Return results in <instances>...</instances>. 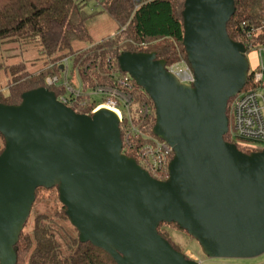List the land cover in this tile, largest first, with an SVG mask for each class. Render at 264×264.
<instances>
[{"label": "water", "instance_id": "95a60500", "mask_svg": "<svg viewBox=\"0 0 264 264\" xmlns=\"http://www.w3.org/2000/svg\"><path fill=\"white\" fill-rule=\"evenodd\" d=\"M233 0H184L182 47L190 86L154 52H122L120 71L153 104L152 134L173 152L165 181L122 153L117 115L75 113L45 87L0 103V264L15 246L38 188H56L78 241L115 264H198L157 232L174 223L209 259L264 253V150L245 154L224 140L228 101L246 85L243 44L226 26Z\"/></svg>", "mask_w": 264, "mask_h": 264}, {"label": "trees", "instance_id": "16d2710c", "mask_svg": "<svg viewBox=\"0 0 264 264\" xmlns=\"http://www.w3.org/2000/svg\"><path fill=\"white\" fill-rule=\"evenodd\" d=\"M233 1L235 10L227 23L226 31L232 41L244 45L247 54L264 46V0ZM87 2L98 6L100 13H105L111 18L118 26V30L112 37L92 43L87 48L75 50L72 44L87 40L86 23L96 16L92 13H83L82 9ZM183 3L184 0H152L133 11L132 0H0V45L5 44L7 48L21 43L26 47L33 43V39H38L42 52L48 58L47 66L35 72L27 70L23 63L10 66L0 63V72L11 77L6 84V93L3 94L0 90V103L8 106L18 105L23 93L46 86L45 77L55 75L60 78L61 72L56 64L64 58H68L71 66L69 80L76 81L78 77L83 92L93 90L97 86H118L111 75L114 73L117 77L126 76L120 71L117 63V58L122 52H154L158 60H164L167 64L186 61L182 47ZM247 35L250 38H247ZM131 41L151 45L145 50H139L130 44ZM251 76L252 74L248 72L247 82L242 91L253 86ZM130 81L132 86L130 94L135 106L138 107L132 124L136 126L139 122L136 115L141 103L147 104L151 109V115L143 130L153 137L152 129L155 123L153 104L144 91L137 87L133 80ZM48 90L56 97L64 93L62 88ZM80 100H87L89 108L73 109L78 114L91 115L90 110L100 104V100L86 97L84 94ZM231 101L232 99L228 101L226 108L229 128L232 122L229 112ZM127 127L129 124L124 118L119 123L122 153L134 159L147 171L140 161L144 140L140 137L126 140ZM224 140L236 145L242 153L257 152L237 144L230 138L229 133L224 136ZM3 147L4 140L0 135V153ZM172 157L173 155L171 159ZM150 175L153 176L151 173ZM166 179L167 174L160 178L162 181ZM170 225L186 234L174 223H161L157 232L174 250L180 252L178 245L170 238L171 232L168 238L162 230L163 226ZM14 249L17 256L16 264H115L104 251L89 243L82 244L78 241V233L69 223L66 209L58 200L56 188L36 190L30 215Z\"/></svg>", "mask_w": 264, "mask_h": 264}, {"label": "built area", "instance_id": "2783aa9c", "mask_svg": "<svg viewBox=\"0 0 264 264\" xmlns=\"http://www.w3.org/2000/svg\"><path fill=\"white\" fill-rule=\"evenodd\" d=\"M149 1L152 0H132L133 11ZM124 29L123 27L122 30ZM246 37L250 38L249 35ZM130 44L139 50H145L148 46L146 42L131 41ZM254 53H257L259 62L251 71H248L252 74L251 85L253 86L245 91H241L232 99L229 107L232 122L228 133L230 138L240 144V146L260 152L264 148L263 150H259L254 149L252 146L243 145V143L264 145V46L255 50ZM69 65L68 58H64L58 62L56 66L60 69L61 77L59 78L55 75L45 77V88H62L64 93L60 94L56 99L72 110L82 109L80 98L83 94L86 97H94L100 100V104L95 105L90 110V114H93L101 107L116 110L118 112L119 123L126 118L129 124V127L126 129V140H129L131 137H140L141 140H144L140 152V161L147 169L145 171L149 175L151 173L153 176H150L154 179L160 180L164 174H167L173 152L165 142L144 133L143 128L146 126L149 115H151V109L147 104L141 103V107L138 109L136 115V119L139 122L136 126L132 124V119L138 107L135 106L130 94L132 91L130 78L127 75L117 77L113 73L111 76L117 81L118 86H97L93 90L83 92L78 77L74 82L69 80ZM165 69L175 76L180 83L187 86L193 83V73L186 61L167 64Z\"/></svg>", "mask_w": 264, "mask_h": 264}, {"label": "rangeland", "instance_id": "374dc122", "mask_svg": "<svg viewBox=\"0 0 264 264\" xmlns=\"http://www.w3.org/2000/svg\"><path fill=\"white\" fill-rule=\"evenodd\" d=\"M82 11L85 14H96V16L88 20L86 23L87 40L74 42L72 44V47L75 50L87 48L92 45V43H97L106 37L114 36L117 32L118 26L116 23L105 13H100V8L94 5V3L87 2ZM32 42L33 43H30L26 47L21 45V43L7 48L5 47L7 45L1 44L0 63L3 65L6 64L7 66L23 63L25 68L30 72L44 69L48 64V58L45 53L42 52L38 39H33ZM150 45L151 44L148 43L147 48ZM246 58L249 64V70L251 71L259 62L257 53H254V51L247 52ZM10 79V76L4 75L2 71L0 72V90H2L3 94L6 93V84ZM80 102L82 103V110L83 108L86 109L89 107L87 100ZM144 133L147 134L146 131H144ZM243 145L252 146L254 149L259 150H263L264 148V145L247 143H243ZM162 230L166 233L168 238L169 233L171 232L170 238L178 245L180 252H183V255L188 258L190 257V260H195L198 264H264V253L252 259H209L204 255L195 240L188 237L185 233L180 232L175 226H163Z\"/></svg>", "mask_w": 264, "mask_h": 264}, {"label": "bare ground", "instance_id": "6f19581e", "mask_svg": "<svg viewBox=\"0 0 264 264\" xmlns=\"http://www.w3.org/2000/svg\"><path fill=\"white\" fill-rule=\"evenodd\" d=\"M99 109H106V110H109V111L113 112L115 115H117V116H118V112H117L116 110H113L112 108H108V107H101V108H99Z\"/></svg>", "mask_w": 264, "mask_h": 264}]
</instances>
